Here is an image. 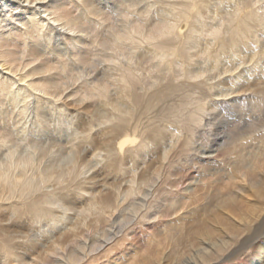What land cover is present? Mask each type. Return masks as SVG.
I'll use <instances>...</instances> for the list:
<instances>
[{
	"label": "bare ground",
	"instance_id": "6f19581e",
	"mask_svg": "<svg viewBox=\"0 0 264 264\" xmlns=\"http://www.w3.org/2000/svg\"><path fill=\"white\" fill-rule=\"evenodd\" d=\"M220 1L0 0V102L32 124L21 127L28 147L20 153L11 121L0 119V264H107L168 218L167 242L131 264H264V169L255 179L244 174L248 185L205 195V205L170 210L181 191L193 200L188 164L208 169L225 153L245 167L256 141L264 153L256 123L217 132L226 120L207 97L264 103L252 96L264 94L255 72L264 70V0ZM251 41L259 44L249 49L252 74L245 53L243 63L219 70L220 54L241 56ZM56 114L67 133L49 137ZM207 124L213 140L197 147ZM169 139L158 166L143 162ZM141 157L144 166H126ZM120 172L122 181H103ZM248 188L259 199L249 207L238 200ZM41 223L42 233L30 232Z\"/></svg>",
	"mask_w": 264,
	"mask_h": 264
},
{
	"label": "rangeland",
	"instance_id": "374dc122",
	"mask_svg": "<svg viewBox=\"0 0 264 264\" xmlns=\"http://www.w3.org/2000/svg\"><path fill=\"white\" fill-rule=\"evenodd\" d=\"M225 2L226 1H224V0L220 1V4L222 5V7L223 6H227V2L226 3ZM223 3H225V4H223ZM215 7H217L218 10H220L219 6H216V4H215L214 8ZM259 33H260V38L262 40V38H264V31L262 30ZM202 41L204 42L203 39H202ZM262 42H264V39L262 40ZM258 46H259L258 43L256 44L255 41H251V46L250 47L249 46L247 47V45H244V47H242L244 49L241 48L242 49L240 51L241 52V56L240 55L239 56L238 55L234 56V53H227V54H222V55L220 54V61L221 62H220L219 67H218L219 70H221V71L224 70V65H225V68H229V67H231L233 65H239V64L243 63V61H242L243 60V57H242L243 54L242 53H245L244 57H247L246 58V64L244 63L242 65L246 69V73L249 72V70L251 71V68L255 67L257 65V63H254V61L251 62V60H250V58H248V56L250 54V50L255 48V47L258 48ZM236 59H238V60L234 61ZM261 59L263 60V57H261L260 60ZM202 61L199 60V63L202 64ZM208 61L206 63L210 64V61L209 62ZM234 62H235V64H234ZM255 62H256V60H255ZM232 63H233V65H232ZM252 64H254V65H252ZM202 66H203V64L201 65V67ZM245 69H244L243 72L245 74V77H248V75H250V74L249 73L246 74L245 73ZM263 71L264 70H260L259 73H258V70H256L255 72L257 74L255 72L254 73L257 76H261V79L264 80V72ZM250 73L252 74V71ZM230 75L231 74H229L228 72L222 74L223 78L225 76L229 77ZM212 76H210L211 77L210 80H212V78H213L212 81H214V80L217 81V78H216L217 75H215V73H214V75H212ZM227 84H229V86L232 85V84H230L229 80H227ZM261 93L262 92L254 93V94H252V96L256 100H262L263 97H264V94L262 95ZM207 97L209 99V100L208 99L207 100L209 102L210 108L214 104L217 106L216 107L214 105L213 106L214 108H211L210 110L211 111L214 110L215 114L217 113L220 118L223 117L226 120L225 125H223L221 127V129H220V127L217 128L218 129L217 132H219V133L221 132V134H222V133H224V131L226 130L227 127H228L227 130H228L229 128L231 129V128L237 127V124H238V127H239V126H244L246 124L248 125V124H251V123H256V124L260 125L261 127H263V129H264V103L262 104V102H261L259 104V107H256V106H254L255 104L253 103L252 99L248 98L247 96H243L242 97L241 95H238V96L234 95V97H231V95H228V96H215V95H212V93H210L209 95H207ZM211 98H213V99H211ZM217 99H219L220 103L219 102L218 103L215 102V101H217ZM230 101L232 103H230ZM8 104H7V102H3V103L0 102V119L1 118H5V119L7 118L13 123L12 124L10 122L8 124L7 131L9 130V132L11 133V138H13V140L16 143H18L19 152L20 153H25L26 149L28 147V144H27V139H26L27 138V134H26V132L24 133V129L23 128L29 125L26 128L28 130L30 128V126L32 127V124L30 125L29 123H27L28 122L27 121L28 118L25 119V121L22 120L20 114H18V110H17L18 106H16V108H15V106L13 105V103L11 101L8 102ZM243 106H245V107H243ZM10 109H12V110H10ZM210 110L208 111L209 113H210ZM58 117L59 116L57 114L54 115V117L51 116V118H50V115H49V118H50L49 121L50 122H49V124L47 126L50 129H52L54 127L56 129V133L55 132L50 133L49 137L59 136L58 134L61 132L60 130L62 128L65 130V133H61V134L66 135V133H67V130L65 128L66 119H62L63 120V122H62L61 120H58ZM16 119H18V121ZM206 121H208L210 124H212L213 121H214V116L206 117ZM239 123H240V125H239ZM226 124H227V127H226ZM168 125H171L170 126L171 128L176 129V130H174V133H176V134L180 133V128L178 126H176L174 123L173 124L169 123ZM51 126H52V128H51ZM21 127H23V128H21ZM212 128L210 129V126H208V124H207L205 127H202L200 129V132L197 133V135H195V138L197 139L196 140L197 147H199V146L202 147V145L205 147V146H207L208 144L211 143V141L213 140L212 135L215 133V129L214 128L212 129ZM20 129H21V131H20ZM263 129H261V131L260 130L259 131H260V134L262 133L263 136H264ZM213 130H214V132H213ZM221 130H223V131H221ZM21 138H23V139H21ZM41 139H44V138H41ZM174 140L175 139H169L170 142L168 140L165 141V144L162 147L156 149L157 151L156 150H153V151L150 150V152L147 153V155L145 156L146 158H144L143 162L145 161L146 163H149L150 161L154 160L153 167L158 166V164H157L158 162L156 161L157 156L162 154L163 148H165V147L168 148L169 147V146L166 145V142H168L167 144L169 145V144H171V141H174ZM223 140L224 139L221 138L219 142H222ZM255 143H257V144L255 145ZM255 143L252 146V148L251 149L249 148L250 150L244 154V162H243V164L245 165V167L237 166L236 163H235L236 160H234L233 158L230 159L231 157L229 156L230 157L229 158L228 155H226L225 153H220L221 155L219 154L217 156V158L211 157L208 160L209 161V164H207V166L209 165L208 169H207V167H206V169L197 168L193 163L188 164L186 169H187V171L189 170L188 172L190 173V180L185 181L184 187H186V186L189 187V189L192 192L193 200L191 201V198H190L191 196L190 195H188V196L186 195L188 193H186L184 191H183L184 192L183 193L181 191L180 194H178L179 196L177 198V203H173L170 206L171 207L170 210L171 211H177V214L181 215V214H183L186 211V209L188 210L190 208H195L197 205L198 206L205 205L206 204V200H204V196L205 195H211L212 193L214 194V193H216L218 191L221 192V193H224V194L228 193V192H231V191H234L237 188V185L239 183L243 184V185H248L245 181L242 182V180H241V178L243 177L244 174L252 173L254 175L253 179L258 178L259 176L255 175V174L258 171H262L264 169V153L261 154L262 151H261V149L258 148L260 141H256ZM253 147L256 148V149H254ZM66 150L64 149L65 153H66ZM198 150H199V148L196 150L197 152H196V155H194V156H197L200 153V151H198ZM142 159L143 158L141 157V159L138 160V163L134 162V161H130L129 162L130 164L127 163L126 166H129V167L132 168L133 165L135 167H136V165H139V167H142V166L145 165V163L142 164ZM198 159H199V157H198ZM181 171H183V170H181ZM150 175H152V174H150ZM124 178H125L124 174H122L120 172V173H116V174L114 173V174H111V175L109 174L107 176V178H105V180H103V181H116L117 180V182H118V181H122V179H124ZM104 183L105 182H103L102 185ZM85 187L87 189H89L90 186L87 185ZM169 199L171 200V198H169ZM238 200L241 201L242 204H244L245 206L249 207V206H252L254 204H257L259 199L255 195V191L253 192V191H251L250 188H248V189H246V192L243 194V197H239ZM189 201H191V203H190V205L187 206L186 203L189 202ZM182 202H186V203H182ZM212 202H214L213 199L210 200V204H212ZM194 204H195V206H194ZM179 210H181L182 212L179 211ZM233 210H237V208L234 207ZM214 211L217 212V213H220V211H218L216 209H214ZM200 214H202L201 217H203L206 214V212H204V213L200 212ZM170 219L171 218H168V220L166 219L167 221H164L163 223H161L160 224L161 226L160 225L158 227L155 226L157 229L155 227H153V226L148 228V229H146L147 231L145 230L144 231L145 233L143 232V235H142L143 239L141 238L140 240H137L138 241L137 242L138 245H136L134 248L133 247L132 248H128V249H126V251H123L120 248L121 249V251L119 249L120 252L117 249L116 252H115L116 255L112 254L110 256V259L108 260L107 264H131L136 259H142V257L146 253V251H149V250L150 251H154V254L156 255V253L158 252L157 251L158 250V246L161 245V242L163 244L167 242V238H166V235H165L164 231L166 230V228L168 227L169 224H172V220H170ZM189 220H191L190 222H193V219H189ZM176 223H178V220L176 221ZM164 224H166V225H164ZM31 230H30V232H32L33 234L36 235V234H39V233L43 232L44 226H42V223H41V224H38L36 227L34 226ZM140 235L141 234H139V236ZM147 236H149V238ZM156 238H157V240H156ZM143 240H144V243H143ZM150 240H152V241H150ZM147 241L149 243L146 244L147 245L146 246L145 242H147ZM123 253H124V255H122ZM109 261H111V263Z\"/></svg>",
	"mask_w": 264,
	"mask_h": 264
}]
</instances>
